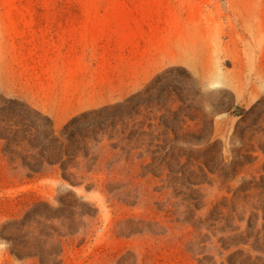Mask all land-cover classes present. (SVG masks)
I'll return each mask as SVG.
<instances>
[{
  "label": "rangeland",
  "instance_id": "1",
  "mask_svg": "<svg viewBox=\"0 0 264 264\" xmlns=\"http://www.w3.org/2000/svg\"><path fill=\"white\" fill-rule=\"evenodd\" d=\"M76 35L75 77L113 75L114 102L65 131L64 106L19 95L35 93L34 51ZM46 117L83 183L23 165L42 152L30 130ZM1 122L14 131L0 138V264H40L20 250L59 254L50 264H264V0H0ZM166 142L177 146L162 166ZM61 200L78 201V233L26 251L13 223Z\"/></svg>",
  "mask_w": 264,
  "mask_h": 264
},
{
  "label": "trees",
  "instance_id": "2",
  "mask_svg": "<svg viewBox=\"0 0 264 264\" xmlns=\"http://www.w3.org/2000/svg\"><path fill=\"white\" fill-rule=\"evenodd\" d=\"M12 102L11 100H9ZM110 107H104L101 109H96L91 111L92 113H99ZM29 110V108L27 107ZM39 114V113H38ZM88 113H84L86 115ZM48 120V127L46 129H36L32 128L30 131L35 130V135L43 133L45 136V141L38 145H31L32 149L35 151L40 150L39 155H33L31 158L22 159L23 165L28 167L33 173H40V170H36V167H54L58 166L62 170V179L70 182L72 185H78L83 183L88 177L81 176L76 173H67L68 163L75 162V156L72 155L69 161L63 159L62 147L63 144L60 143L59 137L57 136L52 121L46 117ZM76 120V117L72 118L71 121L65 126L64 130L70 129L72 122ZM14 131L13 126H2L0 123V138L3 140H8L9 136ZM8 133V134H6ZM46 142V143H45ZM47 144V146H46ZM177 143L166 142L159 146L158 154L160 156L159 161L162 166H168V159L172 158V153L176 151ZM71 202L67 200H61V206L55 208L44 201H39L27 206L25 210V216L22 220H16L13 223L15 229V235L19 240H21L24 245V249H30L29 246L32 241L37 242L38 246L41 245L43 240H58L61 242L62 238L73 237L78 232L74 228V223L72 222V216L75 210H77L78 201L70 204ZM85 204V203H84ZM87 205V204H86ZM65 209H70L68 212ZM59 254H44L43 252H26L20 250L19 254L15 256L19 259H37L40 264H50L53 263Z\"/></svg>",
  "mask_w": 264,
  "mask_h": 264
},
{
  "label": "crops",
  "instance_id": "3",
  "mask_svg": "<svg viewBox=\"0 0 264 264\" xmlns=\"http://www.w3.org/2000/svg\"><path fill=\"white\" fill-rule=\"evenodd\" d=\"M73 37L60 36L58 38L64 42L71 41L68 48L61 46L45 47L34 51L38 55V63L34 66L35 75L28 86L33 87L35 93L32 96L29 94L19 95V97L38 107L40 110L46 111L45 106L47 105L64 106L65 112L70 113L67 117L62 118L64 121L71 119L74 113L114 102L113 75H110V77H102L92 83L89 79L84 80L82 77H75L76 73H81L82 68L75 67L74 61L77 59L80 63L83 58L81 55L75 58L73 53L74 51L77 53L83 52V48L81 46L82 38L79 35ZM101 39L99 36L94 37V41ZM96 51L98 53L100 52L98 50ZM64 53L66 55L62 56L61 54ZM100 57L101 60L106 61V64L109 62V65H112V57L106 55ZM109 72L112 74V67L109 69ZM61 75H64V77L59 78ZM125 83V93L121 94L123 97L130 94L129 77L125 78ZM135 88L136 86L133 87V89ZM107 89H109V94L107 93ZM90 90H95L93 100H90ZM56 119L58 118H53V120Z\"/></svg>",
  "mask_w": 264,
  "mask_h": 264
}]
</instances>
